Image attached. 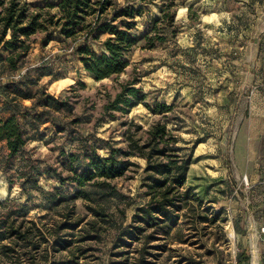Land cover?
I'll return each mask as SVG.
<instances>
[{
	"label": "rangeland",
	"instance_id": "1",
	"mask_svg": "<svg viewBox=\"0 0 264 264\" xmlns=\"http://www.w3.org/2000/svg\"><path fill=\"white\" fill-rule=\"evenodd\" d=\"M25 1L33 8L46 5L45 0ZM114 1L143 10L134 31L139 43L126 57L129 67L118 76L102 81L91 78L74 51L82 39L67 40L55 29L48 32L49 42L45 33L29 40L30 51L17 70L8 66V54L0 51V117L15 114L29 137L22 154L10 165H6V144L0 143V187L1 182L6 184L0 215L24 209L27 219L53 225L74 205L84 228L93 219L86 202L71 201L76 186L69 181L61 185L55 176L70 175L66 156L91 148L106 156L108 146L126 147L127 131L144 136L162 120L179 137L181 146L200 141L188 186L210 202L213 213L221 210L223 214L204 231L202 225L190 231L181 223L168 239V251H157L158 257L145 256L146 260L152 264H187L178 263L184 257L199 264H237L243 254L247 260L241 264H253L254 244L256 263L264 264V63H256L254 49H239L241 43L264 40V0ZM169 1L175 4L174 28L160 25L166 41L149 47L145 36ZM228 25L234 27L233 36L225 31ZM245 25L251 27L239 31ZM88 46L95 53L101 51L97 41H90ZM241 52L248 59L241 58ZM128 83L141 88L150 105L163 102L173 105L174 111L164 119L143 105L127 115L106 111L105 106ZM47 96L67 106H45ZM132 161L137 166L111 182L118 196L105 201L113 219L125 225L145 201L140 188L145 160L135 157ZM31 169L40 175L27 182ZM59 198L64 200L57 204ZM230 204L234 205L233 219L224 208ZM85 232L76 231L70 237L74 254L55 253L54 259L72 264H133L140 256L134 252L137 244L124 250L129 255L116 254L122 250L113 246L114 230H107L99 240H83Z\"/></svg>",
	"mask_w": 264,
	"mask_h": 264
},
{
	"label": "trees",
	"instance_id": "2",
	"mask_svg": "<svg viewBox=\"0 0 264 264\" xmlns=\"http://www.w3.org/2000/svg\"><path fill=\"white\" fill-rule=\"evenodd\" d=\"M45 1V8H33L25 0H0V51L8 54L5 62L12 70H17L27 57L31 48L29 40L33 36L48 34L46 41L49 42L48 32L55 29L67 40L78 42L82 39L74 51L83 69L94 80L102 81L125 72L130 65L126 57L140 40L134 31L136 18L143 15L141 8L120 6L114 0ZM52 9H57V12H52ZM161 12L162 16L152 21L150 31L145 36L149 47L166 41L160 25L174 28V2L169 1ZM175 32L173 29L172 33ZM102 35L106 37L101 39ZM90 41L100 44V53L89 48ZM147 98L141 88L128 83L122 86L105 109L127 115L133 108L143 105L162 119L174 111L173 105L163 102L150 105ZM45 102V106L53 103L57 109L67 106L64 101L51 96H47ZM137 130H141V127ZM124 136L126 147L108 146L106 156L100 155L95 148L85 150L82 154H68L66 158L70 175H55L61 185L69 181L76 186L70 200L74 202L81 199L86 202L93 219L85 223L84 228L81 227L84 220L76 217L74 205L63 213L62 221L53 225L27 219L24 209L17 213H3L0 215V264H72L69 260H56L53 256L65 251L74 254L73 239L70 237H74V232H84L85 229L83 240H99L101 234L114 230L113 246L122 250L116 254L129 255L124 250L137 244L134 252L140 256L133 264H152L145 256L156 258L160 254L157 251H168V239L181 223L190 231L202 225L204 231L220 220L223 211L213 213L210 202L203 201L188 186L199 140L190 147L181 146L179 137L162 120L154 123L144 136L128 131ZM28 141V133L15 114L0 117V143L5 142L8 150L6 165L22 154ZM135 157L145 160L140 186L145 201L135 208L130 223L125 225L123 221L116 222L113 219L105 201L118 196L111 182L124 177L131 168L137 166L132 161ZM37 175H40L39 171L36 173L31 169L26 175L27 182ZM63 200L59 198L56 202L60 204ZM51 203L50 199L48 204ZM103 226L106 227L102 229ZM246 260L243 254L239 255L237 264ZM182 261L199 264L184 257L178 263Z\"/></svg>",
	"mask_w": 264,
	"mask_h": 264
},
{
	"label": "crops",
	"instance_id": "3",
	"mask_svg": "<svg viewBox=\"0 0 264 264\" xmlns=\"http://www.w3.org/2000/svg\"><path fill=\"white\" fill-rule=\"evenodd\" d=\"M250 27H251L250 25H245L243 28H240L239 31L244 32V30H248V28H250ZM227 28L228 29L227 30L225 29V31H228L229 36H233V31H234L233 28L234 27L232 25H228ZM262 31L264 32V29ZM244 48H245V51L247 48L254 49L255 55L253 58L256 61V63H258L259 61H262L261 63H264V60H262V58H264V40H262V41L256 40V41H253L250 43H248V42L241 43L239 49L242 50ZM240 54L243 55V57H241V58L248 59L247 55H244L243 52H241ZM236 57L240 59V56H236ZM262 79H264V72H262ZM233 207H234L233 204H230L229 206L224 207L227 210L228 217L231 219L235 218V216H236L235 210L233 209Z\"/></svg>",
	"mask_w": 264,
	"mask_h": 264
},
{
	"label": "bare ground",
	"instance_id": "4",
	"mask_svg": "<svg viewBox=\"0 0 264 264\" xmlns=\"http://www.w3.org/2000/svg\"><path fill=\"white\" fill-rule=\"evenodd\" d=\"M6 197V184L4 182H1V187H0V200H4ZM254 246V257H253V264L256 263V246Z\"/></svg>",
	"mask_w": 264,
	"mask_h": 264
},
{
	"label": "built area",
	"instance_id": "5",
	"mask_svg": "<svg viewBox=\"0 0 264 264\" xmlns=\"http://www.w3.org/2000/svg\"><path fill=\"white\" fill-rule=\"evenodd\" d=\"M263 232H264V229H263Z\"/></svg>",
	"mask_w": 264,
	"mask_h": 264
}]
</instances>
